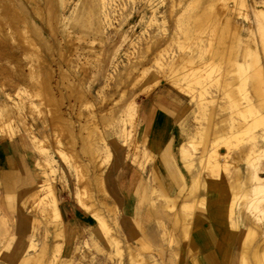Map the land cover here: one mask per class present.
Listing matches in <instances>:
<instances>
[{
    "label": "bare ground",
    "instance_id": "6f19581e",
    "mask_svg": "<svg viewBox=\"0 0 264 264\" xmlns=\"http://www.w3.org/2000/svg\"><path fill=\"white\" fill-rule=\"evenodd\" d=\"M16 1L10 0L4 3L8 7L16 8ZM23 1L36 6L34 0ZM113 1L86 0V9L89 11L88 14H84V19L86 16L92 19L98 17L99 3L104 9L102 15L105 28L112 27V14L115 13ZM232 1L234 8L230 7ZM195 2H205L206 7L201 12L192 11L190 8ZM146 3L144 13L150 15L147 26L156 25L158 30L162 31L166 17L164 16L160 23L159 16L167 9L166 12L173 20V32L166 39L163 34L152 36L147 35L146 32L136 38H130L128 41L130 52L126 61L113 63L115 70L119 71L117 79L119 78L122 83L125 76L131 77L135 86H142L140 93L148 94L158 90L163 82L174 91L172 90L171 95L164 92L158 94L153 103H148L145 107L139 105V93L134 92L130 103H125L126 108L125 106L124 109L121 108L123 110L120 114L114 112L111 120L108 121L109 127L112 128L111 132L107 131L106 126L103 128L99 124L92 112L86 116L82 110L94 107L89 97L91 89L86 90L76 81L71 80L66 70L58 64L62 81L65 82L64 87L68 90V108L74 111L79 107L77 119L81 127L78 134L75 133L73 130L75 124L63 113L64 95L57 98L53 90L52 63H46L36 44L37 40L41 39L40 32L44 36L42 28L39 27L32 36L28 20L21 21L24 26L20 31L7 30L0 21V38L7 37L13 41L12 38L17 35L24 50L23 56L17 59L19 63L17 62L16 68L15 93L18 97L16 104L0 110V141L14 143L13 140L23 132L45 160V166L40 165V167H44L51 174L56 173L57 170L53 166L55 160L43 142L36 137L33 125L28 121V111L33 113L37 109L33 98H41L50 115L45 126L52 123V126L58 128L60 132L67 133L65 146L72 150L69 151L71 154L69 159L72 158L73 163H71L78 183L84 181L83 187L76 195L78 203L93 213L102 238L120 251V239L112 233L101 214V209L109 214L116 211V206L108 203L109 196L105 189L103 172L95 167L93 183H95V193L100 198L101 209H99L96 208V204L88 203L93 199L90 191L92 181L87 176L86 166L78 160L75 149L79 138L84 144V150L85 148L90 150L92 162H95L97 154L103 151L106 153V158L111 159L113 154L109 151V146L114 145L111 138L126 133L120 117L124 115V111L126 113L130 111L132 130L127 136L130 141V151L126 154L125 160L132 163L133 171L132 186L128 192L133 196L136 193H143L147 197L158 194L165 200L172 201L173 193L177 191L179 196L176 200L179 201L180 198L181 208L174 216V228L181 232L185 240L193 243L194 240L190 236L191 228H196L200 220L209 221L213 218L216 225L229 223L241 229L234 242L245 251L241 259L242 264H264V61L262 55L264 54V1L263 4H258L257 0H161L160 2L147 0ZM257 10L255 18L254 12ZM134 16L131 17V21L136 19ZM0 18H4L2 13ZM210 25L215 31L207 45H199L188 53L171 54L166 59L162 58L163 51L160 50L163 44L168 45L173 42L180 32L186 38H190L195 32L201 31V28ZM77 29L78 26L74 25L69 28L75 33ZM69 30L67 36L68 46L72 48L71 54L62 51L60 56L68 68L74 69L87 57L85 52L94 51L95 44L91 42L81 49L77 46L73 48L74 41L81 44L84 38L75 39L74 33ZM114 79L116 82L114 76L106 75L107 82H113ZM210 85L215 89L210 90ZM187 89L192 91L188 101L181 94L188 92ZM71 100H75L77 105ZM103 101L107 102L106 98ZM185 104L191 109L190 111H193V120L190 122L189 120L181 122L177 119L178 116L173 115L179 113L180 106ZM165 108H168L170 114L175 117L173 118L178 120L173 122L176 128L172 126L167 129L164 116L158 113L157 121L151 131L157 109L165 111ZM13 110L16 111L15 115L19 121L12 114ZM84 118L92 121H87L84 125L82 123ZM203 120L208 122L210 138L206 145L203 144L205 146L203 151L195 155L191 149L195 150L196 145L203 142L206 132L201 123ZM21 143L17 144L15 141L14 144L20 147L23 145ZM225 150H229L232 154L227 160ZM64 151L65 149H60L58 156L62 162L71 166L67 159L68 154ZM178 151L181 152L183 159L178 158ZM151 161L148 174L147 165ZM168 163L176 164V167H179L177 172L168 170L166 166ZM180 163L185 170L187 168L190 171L188 174L179 166ZM146 172L147 176L144 177ZM50 181L48 179L44 182L41 191L43 194L39 196L38 204L46 221L53 227L56 239H63L64 235L69 233L70 226L63 220L55 187ZM178 184L182 186L178 188ZM234 191H238L240 206L233 202L231 193L233 194ZM198 213L200 216L194 219ZM216 238L221 239L222 234ZM28 245V249L35 247L32 241H29ZM145 247L146 245L143 244V248ZM54 251L59 261L61 258L71 263L75 257V253L70 258L62 257L70 253L69 249H64L63 244H56ZM45 252L44 249L42 259L37 260L35 264L43 263L46 259ZM127 253L133 261L132 264H146L143 259L134 261L135 254L129 247ZM31 257L35 259L36 256L32 255L27 259L18 256L15 259L17 264H33Z\"/></svg>",
    "mask_w": 264,
    "mask_h": 264
},
{
    "label": "rangeland",
    "instance_id": "374dc122",
    "mask_svg": "<svg viewBox=\"0 0 264 264\" xmlns=\"http://www.w3.org/2000/svg\"><path fill=\"white\" fill-rule=\"evenodd\" d=\"M4 1L10 0H0V14L2 13L4 17L0 18V21L5 29L20 31L21 27L24 26L21 23L23 19L28 20L30 35L32 36L35 35L39 27L42 28L44 36L40 32L41 39L37 40L36 44L40 48L46 63H52L54 70L53 90L57 98H61L62 94L64 95L63 113L67 119L75 124L73 129L75 133L78 134L81 127L77 119L79 107L74 111L68 108V90L64 87L65 82L62 81L58 64L66 70L67 76L71 80L76 81L86 90L91 89L89 97L94 107L93 109L82 110L86 116L89 112H92L99 124L103 128L104 126L108 128V132L112 131L108 121L111 120L113 113L120 114L124 109L123 107L126 108V105L130 103L131 95L134 92L139 93V105L142 107H145L148 103H153L155 97L162 92L169 95L173 93L174 90L166 82H163L158 90L151 93H140L142 86H135L131 77L125 76L123 82L120 83L119 78L117 79L119 71L115 70L113 64L117 61H126L128 52H130L128 44L130 38H136L144 32L152 36L163 34L165 39L171 36L173 20L170 14L166 12L167 9L163 10V15L159 16L160 23L163 21V17H166V23L160 31L156 25L147 26L150 17L149 14L144 13L147 0H114L113 26H106V28L104 16L102 15L104 9L99 3L97 6L98 17L92 19L86 16L84 19V14L89 11V9H86V0H34L33 2L36 4V6L33 5L34 7L28 1L26 3L23 0H17L15 2L16 8L6 6ZM154 1L160 2L161 0ZM263 1L257 0L258 4H263ZM232 4L233 1L230 2V7L234 8ZM205 7V2H195L190 9L201 12ZM257 13L258 10L254 12L255 18ZM132 16L136 18L133 21H131ZM123 20L125 21L122 23ZM73 25L78 26L76 33L69 30L70 26ZM67 30L74 33L73 37L75 39L84 38L81 44L74 41L75 46L73 48L77 46L81 49L82 46L91 42L95 44L94 51L85 52L84 54L87 57L74 69L68 68L66 62L60 56L62 51L65 54H71L72 51V48L68 46ZM214 31L212 25L205 26L190 38H186L180 32L173 42L168 45L163 44L160 50L163 51L162 58L166 59L171 54L188 53L195 50V47L199 45H207ZM12 39L13 41L7 37L5 39L0 38V110L12 107L18 98L15 93L17 86L16 68L18 66L17 62L19 63L17 59L23 56L24 50L21 48V40L17 35ZM262 55L264 61V54ZM106 75L114 76L117 81L115 82L114 79L113 82H107ZM214 89L215 87L210 85V90ZM187 91L189 93L181 92V94L188 101L192 91L188 89ZM105 98L107 102L103 101ZM33 102L37 109L33 113L28 111V121L33 125L36 137L43 142V145L55 160L53 166L57 171L51 174L44 167H40V165L45 166V160L33 146L30 138L23 132L18 134L16 140H13L17 144H20L21 141L24 142L19 147L22 152L23 163H21L18 172L3 173L0 168V264H17L15 257L20 256L27 259L32 255L36 256L35 259L31 257L33 259L32 263L35 264L37 260L42 259L44 249L46 250V259L42 264L53 262L55 264H132L133 261L127 253L128 247L135 254L134 261L143 259L146 264H180L181 256L185 250L189 251L190 257H195L194 244L185 240L181 232L174 228V216L180 212L181 208L180 198L179 201L176 200L179 196L177 191L173 193L172 201H167L158 194L147 197L143 193H136L133 196L127 191H122L124 178L131 177L133 171L132 163L125 160L126 154L130 151V141L127 137L129 131L132 130L130 111L127 113L124 111V115L122 114L120 117L126 133L111 138L114 142V145L109 146V151L113 154L111 159L106 158V153L103 151L97 154V160L92 162L90 150L88 148L84 150V144L79 138L75 149L78 153V160L86 166L87 176L92 181L90 191L93 199L89 200L88 203L96 204V208L99 209H101L100 198L95 193V183H93L96 172L95 167L97 166L103 172L104 185L109 196L108 203L109 205H115L116 211L109 214L106 210L101 209V214L107 221L112 233L121 241V250L117 251L99 234L98 222L93 213L84 209L76 199L77 192L83 187L84 181L78 183L76 173L73 170L72 158L69 159V155H71L69 151L72 150L65 146L67 133L60 132L58 128L52 126V123L45 126L50 118L48 109L39 97L33 98ZM71 102L77 105L75 100H71ZM187 104L180 106L181 111L179 113L173 114L176 115L175 117L178 116L177 119H180L181 122L193 120V111H190L191 109L188 108ZM121 108L123 109L121 110ZM110 109L113 111L111 112ZM15 113L16 111L13 110L12 114L15 115ZM156 113L164 116L167 129L172 126H174V129L176 128L173 122L177 119H174L175 117L170 114L168 108H165V111L157 109ZM15 118L18 120L16 115ZM87 121L92 120L82 119L84 125ZM181 122L179 121V123ZM201 123L207 133L205 132L203 138L204 143L199 141L200 143L196 145L195 150L191 149L195 155H199L203 151L205 147L203 144L206 145L210 138L208 135V131H210L207 126L208 122L203 120ZM258 132L259 130L256 131V133ZM0 142L9 143L6 140ZM60 149H65L64 152L68 154L67 159L71 166L60 160L58 156ZM225 155L227 160L232 154L229 150H225ZM178 158L183 159L180 151H178ZM151 165L152 161L147 165L148 174ZM166 166L168 170L173 172H177L179 168L174 163H168ZM179 166L184 169L181 163ZM248 167L250 168V166ZM185 171L187 174L190 172L187 168ZM143 176L146 177L147 172ZM48 179L55 187L59 206L60 204H69L72 208L71 215L65 220L70 226V231L64 235L63 239H56L53 227L46 221L38 204V198L43 194L41 191L44 182ZM181 186L182 184H178V188ZM231 197L234 198L233 202L240 206L238 191L231 193ZM199 216L198 213L194 216V219ZM195 230V227L191 228L190 236L193 239ZM240 230L235 231L233 238H236ZM29 241H32L33 246H35L34 249H28ZM56 244H63L64 249L70 250L68 255H62L64 258H70L75 253L71 263L63 261L61 258H59L60 261L57 260V254L54 251ZM143 244L146 245L145 248H143ZM235 250L237 260L235 264H242L241 259L245 255V251L237 245H235Z\"/></svg>",
    "mask_w": 264,
    "mask_h": 264
},
{
    "label": "crops",
    "instance_id": "0c3cea01",
    "mask_svg": "<svg viewBox=\"0 0 264 264\" xmlns=\"http://www.w3.org/2000/svg\"><path fill=\"white\" fill-rule=\"evenodd\" d=\"M157 117L158 114L156 113L151 131L155 126ZM21 163H23V160L19 146L11 142H0V168L3 173L18 172ZM124 181L122 191L128 192L132 186L131 177H125ZM59 207L65 221L71 215L72 208L69 204H60ZM216 224L213 219H209V221L201 220L196 226L193 239L195 257H190L189 251L185 250L181 256L180 264H235L237 262L233 238L237 228L229 223L222 226ZM220 234H222V238H216Z\"/></svg>",
    "mask_w": 264,
    "mask_h": 264
}]
</instances>
